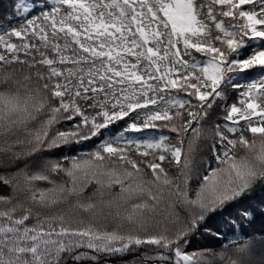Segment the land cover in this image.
Masks as SVG:
<instances>
[{"label": "snow or ice", "instance_id": "6c2138e0", "mask_svg": "<svg viewBox=\"0 0 264 264\" xmlns=\"http://www.w3.org/2000/svg\"><path fill=\"white\" fill-rule=\"evenodd\" d=\"M0 264H264V0H10Z\"/></svg>", "mask_w": 264, "mask_h": 264}, {"label": "trees", "instance_id": "16d2710c", "mask_svg": "<svg viewBox=\"0 0 264 264\" xmlns=\"http://www.w3.org/2000/svg\"><path fill=\"white\" fill-rule=\"evenodd\" d=\"M10 0H0V11H2V6L9 4Z\"/></svg>", "mask_w": 264, "mask_h": 264}]
</instances>
